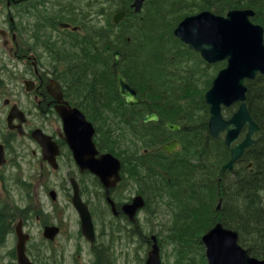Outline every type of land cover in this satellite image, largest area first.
<instances>
[{
	"label": "trees",
	"instance_id": "obj_1",
	"mask_svg": "<svg viewBox=\"0 0 264 264\" xmlns=\"http://www.w3.org/2000/svg\"><path fill=\"white\" fill-rule=\"evenodd\" d=\"M150 1L145 3L146 11L142 15H146L141 17L130 10L125 0H120V8L128 13L119 24L107 18L99 23L86 24L81 18L84 10L76 17H70L69 11H62L52 14L47 21L54 28L59 20H67L77 22L86 32H103L99 34L100 40L91 59L104 65L92 69L93 78H98L99 84L106 86V91L111 87V92L117 93L115 72L119 71L138 94H145L149 99L145 110L161 108L166 115L174 118V123L181 126L178 132L185 136L181 141L183 151H180V158L191 150H194L195 156L196 153H205L194 165L180 160L175 168L169 170L170 181L164 177L163 186L156 178L158 166L149 161V156L143 155L147 158L140 163L136 160L131 162L127 157L123 162L125 172L129 171L131 177L139 176L138 184L141 188L144 186V191H141L145 195L146 206L154 196L161 198L168 190L177 192L178 195L172 196L168 203L169 206L172 203L175 205L171 209H182L178 213L172 210L166 234L162 231L163 238L174 241L177 251L175 264H207L200 236L217 221L237 230L239 243L250 247L252 255L264 258V75L247 82L248 108L260 126L259 141L246 150L231 171L220 174L219 168L227 161L229 153L223 140L213 139L207 132L208 106L203 100V93L210 86V65L173 35L175 25L191 12V7H209L217 13H224L230 8L252 7L256 10L254 21L264 27V0H214L209 5L189 3L193 0L176 4L171 0H152L150 5ZM179 4L184 8L179 10ZM73 6L83 9L80 3ZM25 10L28 11V7ZM127 19L128 26L124 22ZM37 20L43 21L42 16ZM37 20V32H41L42 27ZM111 35L113 46L108 43ZM115 50L121 52L118 64H114L111 57ZM194 58L197 61L192 63ZM200 73L204 75L203 86L199 83L200 77H196ZM232 112V108L225 109L227 116ZM209 145L210 149H206ZM248 162H252L253 171L246 166ZM202 165L208 166L210 172L202 171ZM219 174L222 175L221 180L218 179ZM206 190L210 192L207 195ZM220 197L221 208L216 210L215 202ZM3 209L0 240L5 238L8 222L17 215L24 217L18 209ZM191 252L198 258L190 257Z\"/></svg>",
	"mask_w": 264,
	"mask_h": 264
},
{
	"label": "rangeland",
	"instance_id": "obj_2",
	"mask_svg": "<svg viewBox=\"0 0 264 264\" xmlns=\"http://www.w3.org/2000/svg\"><path fill=\"white\" fill-rule=\"evenodd\" d=\"M70 1L30 0L25 4H11L8 6L7 0H0V28H4L8 32H11V30L18 32L19 49L23 55L30 54L29 50L31 49L34 53L46 57L49 50L46 46H43L42 39L38 38L35 39V42H32L30 38L32 32H37L35 21L39 16H42L43 21L39 20L38 22L37 20V22L42 27L40 33L45 34L42 36L44 39V36L51 35V32H69L68 28H61L58 25L55 28L51 27L47 19L52 14L62 13L64 6H68ZM80 4L83 7L80 10L87 12L91 9L90 17L92 19H83L86 24L90 22L99 23L105 21V18L112 20L114 13L121 9L120 0H114L113 2L97 0V3L80 0ZM33 5H36V7L34 8ZM72 5H75V3ZM26 7H29L28 11L25 10ZM145 7L146 4L140 16L146 15H142L146 11ZM46 9L51 10L46 12ZM80 10H77V12ZM97 10L98 14L94 15L93 13H97ZM10 15L13 17V23L9 19ZM124 22L126 26L129 25L127 23L129 22L128 19ZM8 39L9 44L12 45L11 34L9 33ZM196 61L194 58L192 63ZM210 68L209 73L212 78L220 67L211 65ZM44 69L48 70L40 67L39 71L43 72ZM196 77H200L199 83L203 86L204 81L202 79H204V75L200 73ZM24 79H33L38 84V77L34 74L30 64H27L25 59H17L12 55V52L9 53V50L3 45V38L0 35V142L10 141L12 147L11 152L7 150L9 162L1 171L4 175L2 183L7 184V193H5L4 188L3 192L0 191V206L8 203V205L2 206L6 207L8 211L11 210L12 204H15L25 216L24 230L31 236V239L27 242L29 256L35 260L36 264H145L147 253L152 244L150 237L153 235L160 247L162 264H175L177 251L173 246L174 241H169L168 237L163 238L162 232L164 230L166 234L172 218V210L176 211L174 213H178L182 209L180 208L179 211L173 209L175 207L173 203L169 206V199L178 195L175 190H168L169 193L163 192L161 198L152 197L150 204L137 212V224L130 222L126 216L115 219L106 210L103 214H96L94 223L96 230L98 229L97 241L96 245L91 248L90 243L80 233L79 219L68 197L67 181H61L59 174H52L45 164H43L44 167L40 166V150L30 136L26 134V136L15 137L8 134L9 130L7 129L5 117L9 106L3 104L5 98H9L11 103L18 104L22 109L32 112L29 115L30 125L34 124L44 130H49L55 126L49 124V115L41 114L38 109H35L33 92L25 91ZM29 127L27 125L25 128L27 132ZM140 144L141 141L132 143V149L136 154H139L140 150L145 147V145ZM210 146L206 149H210ZM183 155L185 156L183 158H180V153L177 155L178 163L183 160L193 164L191 155L185 153ZM203 155L205 156V153ZM203 155L196 153L194 159L197 158L199 162ZM138 181L139 176L127 178L123 175V180L117 188V192L122 199L131 198L138 192L142 193L145 198L143 194L144 186L140 188ZM164 188L167 189L168 187ZM49 189L57 191L55 201H52L49 197ZM206 192V195L210 193H208V190ZM217 203L218 199H216L215 204L217 205ZM171 207L173 208L171 209ZM16 221L17 218L12 223L11 231H8L5 238L0 240V264H17L16 236L13 231V224ZM49 221H54L61 226L59 235L52 242H48L42 236L43 226ZM113 225L121 226L122 229L115 230ZM244 247L250 249V247ZM189 256L198 258L192 252Z\"/></svg>",
	"mask_w": 264,
	"mask_h": 264
},
{
	"label": "flooded vegetation",
	"instance_id": "obj_3",
	"mask_svg": "<svg viewBox=\"0 0 264 264\" xmlns=\"http://www.w3.org/2000/svg\"><path fill=\"white\" fill-rule=\"evenodd\" d=\"M89 1L90 3H97V0ZM108 1L113 2L114 0ZM125 1L128 3L129 7H131L133 0ZM147 1L148 0H144V4ZM212 1L214 0H193L189 1V3H205L209 5ZM70 2L76 3L77 0H71ZM183 8L182 4L178 5L179 10ZM191 8L189 14L203 9H210L209 7H204L202 9ZM252 9L256 11L254 8ZM63 10V12L69 11L72 16L75 13L74 7L64 6ZM90 11H85L82 17L91 20ZM93 14L96 15L98 12ZM81 31L51 32V35L44 36L45 39L42 38V36L45 35L42 34L43 32H32L30 37L32 42H35V39L41 38L43 46H46L49 50L48 56L46 57L42 56V54L34 53L31 49L29 50L30 54L26 53V55H23L20 53L17 37L18 32H12L11 42L14 46H11L9 53L12 52V55L17 59H25V62L32 67L34 74L38 77V84L35 83V89L32 91L35 109H38L41 114H45L46 116L49 115V124L55 125L49 130H44L40 127L50 139L48 142V151L46 152L48 158L45 157L41 145L32 137V131L39 128V126L29 124V115L32 113L30 110L26 111L23 109L27 114V121L23 126L24 128H26L27 125L30 127L28 128V132L25 129V133L21 135V137L27 134V136H30L34 141L40 150L41 157H39V162L41 167H44L43 164H45L52 174H59L61 181H67L66 188L71 203L74 194V184L77 185L81 200L88 206L93 214L92 220L94 223V216L98 213L103 214L105 210L115 219L121 216L124 217L125 215L121 212L122 204L129 202L131 198L122 199L117 192V187L106 188L102 185L99 178L85 165L89 160L99 158L105 153L116 155L122 163V170L120 173L123 180V175L127 178H131V175L128 173L129 171H124V159L127 157L131 162L132 160H136L140 163L143 161V158H147L143 157L142 154L147 155L149 156L150 162L157 164L158 170L156 178L163 186L164 177L170 181L169 170L170 168H175L178 163L176 157L180 151H183V147L180 148L179 144L184 139L185 134H179V130H172L166 125L167 122L174 123V118L166 115L161 108L156 110H145L146 105L150 103L145 94L143 96V94H138L136 92L135 97L138 101L134 104H130L126 102L125 97L119 92H111V87H108L106 91V86L100 85L98 78H93L92 76V69L103 66L104 63L91 59V54L95 51L96 45L100 40L99 34L103 32ZM108 43L110 46H113V35L108 39ZM111 57L113 59V52ZM40 67L47 68L48 70L44 69L43 72H40ZM57 68H59V70H57ZM113 71L114 68H112V73ZM51 79H55L54 81L57 82L54 92L48 91V84ZM58 92H61V102H58L55 98V94ZM5 101L8 102L5 103ZM3 104L10 107L11 104L13 105L15 103H11L10 99L5 98ZM57 106L77 108L84 115L85 119L92 124L94 130L92 141L94 143V149L97 151L93 153L90 149H87L79 152L77 157L80 162H83V165H80L75 158V153L71 149L68 140L69 136L66 133V125L70 122L66 117L58 113ZM148 112L156 113L158 120H148L144 122L143 117ZM171 113L173 114V108ZM8 134L15 137L20 136L16 130H9ZM134 141H141L140 145H145V147L140 150L139 154H136L134 149H132V143ZM171 141H176L177 145L174 150L169 153L163 149L162 146ZM3 145L4 162L0 163V191L3 192L4 188L5 193H7V184L5 187L2 185L4 175L1 171L9 162L7 150H12V147L10 141L3 142ZM117 147L119 148L116 149ZM188 154L191 155V162L195 163L197 158L194 159V150L188 151L186 155ZM50 161L54 162V165L51 164ZM165 162L167 163L165 164ZM49 195L52 197L50 192ZM108 197L114 202L116 214L112 212ZM3 205H8V203L0 206V215L2 214ZM15 207L17 206L12 204L11 209ZM49 223V225L55 224L54 221ZM57 225L60 227L59 224ZM94 228L97 233L98 229L96 230L95 223Z\"/></svg>",
	"mask_w": 264,
	"mask_h": 264
},
{
	"label": "water",
	"instance_id": "obj_4",
	"mask_svg": "<svg viewBox=\"0 0 264 264\" xmlns=\"http://www.w3.org/2000/svg\"><path fill=\"white\" fill-rule=\"evenodd\" d=\"M20 0H7V5ZM143 0H134L132 7L135 12L141 10ZM124 11H118L113 16V22L119 23L124 18ZM253 11L250 9H231L225 15L214 14L209 10L201 11L197 14L185 16L174 28V35L184 42L191 50L200 53L203 60L209 63L226 60L227 64L220 69L212 81L210 88L204 94V100L209 106L208 131L214 138L223 137L227 146L230 158L222 166L221 172L231 170L234 163L243 155L244 151L257 143L254 135L259 130V125L252 117L247 106V86L246 80H253L258 74L264 75V30L259 24L250 20ZM9 19L13 23V17ZM60 26L69 27L68 23L61 22ZM74 30L77 27H72ZM0 35L4 38L3 44L7 45L6 30L0 28ZM120 52L114 53V63L118 62ZM119 93L125 97L126 102L135 103V90L125 81V78L116 72ZM57 82L51 80L48 84V91L54 92ZM24 85L27 91L34 89V81L25 80ZM58 102H61V92L55 94ZM8 101H5L7 103ZM238 104L233 115L226 119L222 115V107H229ZM57 111L70 122L66 125L71 149L75 153V158L80 162L77 154L90 149L95 153L92 135L94 133L92 124L86 121L84 115L77 108L57 106ZM18 119L17 125L13 120ZM154 113H148L143 121L157 120ZM8 128L16 129L19 134H23L22 123L26 121L24 113L17 107L11 106L6 117ZM172 130L180 127L176 124L166 123ZM247 127L245 136L239 139L242 129ZM32 137L41 145L46 158L48 151L49 137L40 129L32 131ZM176 141L164 144L163 149L171 152ZM3 145L0 144V163H3ZM54 165V162H51ZM90 170L100 178L106 188L114 187L120 179V161L110 154H103L97 159H91L86 164ZM55 197L53 191L50 192ZM112 210L116 213L114 203ZM72 202L79 212L81 219V230L83 235L94 242L95 234L91 220V215L85 204L82 203L77 185L74 184V195ZM221 202V201H220ZM220 202L217 206L219 208ZM144 205L142 196L133 197L130 203L122 206V211L132 221L135 220L137 209ZM17 243L16 255L18 264H33L26 255L25 242L28 234L23 232L22 220L20 219L14 226ZM58 232L55 226H45L43 236L47 239H54ZM152 245L147 253L145 264H162L160 258V248L156 238L152 236ZM205 245V255L209 264H264V259H259L250 254L249 248H244L238 243V232L225 227L221 222H217L212 228L207 230L201 237Z\"/></svg>",
	"mask_w": 264,
	"mask_h": 264
},
{
	"label": "bare ground",
	"instance_id": "obj_5",
	"mask_svg": "<svg viewBox=\"0 0 264 264\" xmlns=\"http://www.w3.org/2000/svg\"><path fill=\"white\" fill-rule=\"evenodd\" d=\"M174 4H176L177 2H182L183 0H171ZM149 4L150 5H152L153 3H152V1H150L149 2ZM200 169L202 170V171H204L205 173H208V172H210V168L208 167V166H206V165H202L201 167H200ZM240 170V169H239ZM221 174V173H220ZM219 174V175H220ZM218 179L219 180H221L222 179V175H220V176H218ZM222 197V196H221Z\"/></svg>",
	"mask_w": 264,
	"mask_h": 264
}]
</instances>
